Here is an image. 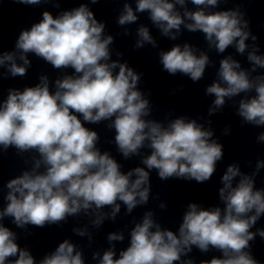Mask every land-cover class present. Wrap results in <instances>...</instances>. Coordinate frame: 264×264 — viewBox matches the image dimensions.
<instances>
[{"label":"clouds","instance_id":"clouds-1","mask_svg":"<svg viewBox=\"0 0 264 264\" xmlns=\"http://www.w3.org/2000/svg\"><path fill=\"white\" fill-rule=\"evenodd\" d=\"M12 2L38 5L41 0ZM97 2L91 0L93 4ZM186 2L136 0L135 11L125 3L118 24L134 23L138 19L136 12L147 11L152 24L172 40L177 39L183 25L189 32H202L209 48L218 53H224L229 46L245 53L251 33L246 30L249 21L239 8L206 11L218 7L222 0H190L196 10L189 11ZM177 5L184 9L183 15ZM104 30L105 24L84 3L56 17L45 11L38 23L18 36L16 50L22 64L17 63V52L0 54V66L6 65L13 77L26 74L29 53L54 69L73 70L55 80V91H50L48 77L41 76L34 87H25L23 91L9 89L7 99L0 103V146L4 151L14 147L18 153L34 150L39 156L30 171L7 182V204L0 210V221L10 217L19 228H43L66 222L69 216L83 211L94 214L92 224L99 227L105 218L114 220L120 212L121 203L117 201L126 206L127 213L147 204L152 169L157 170L161 180L177 178L198 183L209 181L216 172L217 162L223 158V145L212 139L213 131L183 116L166 127L145 119L150 114V102L137 87L142 74L127 63L111 60L109 46L113 37L105 36ZM137 36V49L145 43L156 46L147 27L140 26ZM251 39L256 41L257 37L251 35ZM197 51L187 43L161 51L163 70L198 82L210 60L205 52L197 55ZM257 51L253 47L247 55L251 70L242 69L240 62L230 55L220 61L218 79L206 89V94L215 96L209 115L223 108L226 97L232 99L245 93L237 110L242 123L264 126V75L251 76L257 68L264 69V56L257 55ZM252 92L255 95H247ZM102 121H110L107 127L115 129V144L125 159L140 155L142 148L150 149V154L141 160L145 167L122 172L121 165L108 152L102 153L96 147L99 136L85 123ZM224 134H228V129ZM258 141H264V133L259 134ZM261 168L264 160L257 161L250 175L242 173L238 164H230L219 189L223 210L188 204L178 234L162 229L153 219V212H146L132 228L129 246L120 251L118 258H114V246L109 248L99 264H176L193 246L203 253L210 249L221 253L220 258L200 264H261L250 251V242L257 235L264 238V230L251 231L264 215V189L255 188V177ZM106 207L111 208L110 213L102 211ZM159 207L166 206L161 203ZM73 231L88 235L87 229ZM107 239L110 243L123 241L124 236L113 232ZM16 240L17 234L0 223V264H36L31 253ZM98 256L94 253L93 259ZM39 264H84V259L76 245L65 239ZM182 264L194 261L187 259Z\"/></svg>","mask_w":264,"mask_h":264}]
</instances>
